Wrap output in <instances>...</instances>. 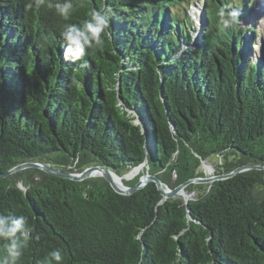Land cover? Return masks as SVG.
<instances>
[{
	"label": "trees",
	"instance_id": "1",
	"mask_svg": "<svg viewBox=\"0 0 264 264\" xmlns=\"http://www.w3.org/2000/svg\"><path fill=\"white\" fill-rule=\"evenodd\" d=\"M28 2L0 0V174L28 162L128 173L146 158L134 114L150 173L171 188L203 177L212 157L219 174L264 166V37L256 52L254 26L226 29L217 16L224 7L242 22L256 0H72L68 20L47 6L62 0ZM107 6L112 40L86 69L65 61V25ZM193 6L205 19L195 42ZM188 188L202 193L186 206L161 203L155 183L123 196L102 178L28 169L0 179V213L25 215L40 235L20 264L56 248L64 264H264V171Z\"/></svg>",
	"mask_w": 264,
	"mask_h": 264
},
{
	"label": "clouds",
	"instance_id": "2",
	"mask_svg": "<svg viewBox=\"0 0 264 264\" xmlns=\"http://www.w3.org/2000/svg\"><path fill=\"white\" fill-rule=\"evenodd\" d=\"M45 0H29L25 4L26 9H32L44 5ZM56 13L64 20H68L73 12L72 0H62L54 5ZM114 10L107 6L102 10H92L88 19L83 24H66L61 36L65 42L64 59L73 63L79 62L81 69L88 67L85 57L90 50L102 47L106 38H110V21L114 16ZM217 16L219 23L224 28L234 27L241 23L240 13L235 10H226L221 7ZM86 196V194H85ZM34 226L29 223L25 215L9 216L0 213V241H4V251L0 255V264H20L25 249L33 240H39L40 235H33ZM65 255L60 248L51 250L41 264H64Z\"/></svg>",
	"mask_w": 264,
	"mask_h": 264
},
{
	"label": "water",
	"instance_id": "3",
	"mask_svg": "<svg viewBox=\"0 0 264 264\" xmlns=\"http://www.w3.org/2000/svg\"><path fill=\"white\" fill-rule=\"evenodd\" d=\"M110 38L112 40V37H110ZM118 90H119L118 94H119L120 104L123 105V100L121 98V91H120V81L118 83ZM134 117H135L134 124L136 126L140 127L141 132L145 138L146 158H145V161L143 162V164H141L138 167H135L134 169H132L128 173L120 175V174L116 173L115 171H113V170H111L105 166H100V165L91 166V167L86 168L85 170H83L82 172H79V173H67V172H64L62 170H59V169L52 167L48 163L28 162V163H23L21 165L14 167L13 169L9 170L5 174H0V179L5 178V177L10 176V175H13V174L18 173V172H21V171L28 170V169H38V170H41L45 173L54 175L56 177L69 179V180H72L75 182H83V181H86V180L91 179V178H102L110 184L112 189L117 194L123 195V196L133 195L137 191L145 188L150 183H155L158 190L160 191V193L163 197L161 203H165L167 200L177 199L178 196H182V197H184L183 203L186 206H188L190 201L195 200V199H191V196L186 194L185 190L190 185H200V184H207L208 185V184H212L216 181L227 180V179L233 178L238 174L248 172L251 170L264 171V166H260V165H243V166L238 167L237 169H235L231 173L218 174V176H214V177H207V173H205V171H204V173L202 172L203 177H197V178L188 180L185 183L178 185L177 187L171 188L169 185L165 184L160 178H158L157 176L150 173V166H149V160H148V155L151 151L150 150L151 146H150V140H149V133L147 131V128L145 127V124H144V121L142 120V118L138 115H135V114H134ZM208 161H211V160H208ZM204 167L205 168L208 167V170H207V168H206V170L211 174V172L213 171L212 166L207 165L206 161H202L201 169ZM138 168H142V172H141L142 174L137 177V178H139L138 183L135 184L134 186L126 185L125 176L129 175V173H131L132 171H134ZM121 178L124 179V182L120 186L117 184V179L120 180ZM175 178H176V176H174V179ZM186 195L188 196L187 198H185Z\"/></svg>",
	"mask_w": 264,
	"mask_h": 264
},
{
	"label": "rangeland",
	"instance_id": "4",
	"mask_svg": "<svg viewBox=\"0 0 264 264\" xmlns=\"http://www.w3.org/2000/svg\"><path fill=\"white\" fill-rule=\"evenodd\" d=\"M201 2H203V0H201ZM190 15L192 16V19L195 22V26H197V32H194V37L195 40L194 42L197 40V38L200 35V32L202 31V29L205 28V19L203 16V12H201L200 8H197L196 6H193L190 10ZM241 26L243 28L246 27H251L254 26L255 30H256V34L258 36L257 38V46H254V49L256 52H260L261 50V46L263 43V37H264V0H256V6L253 10V14L250 15L248 18H246L244 21L241 22ZM211 161H206L207 165H211L213 168V171L211 172V174L206 170V168H202L201 171L204 173H207V177H214V176H218L219 174V165H220V161L218 162L217 159H215L214 157L210 158ZM141 172V171H140ZM132 173V172H131ZM129 173V175L131 174ZM139 174V173H138ZM136 174V176L128 178L127 176H125V181L129 182L132 181L133 179L137 178L138 176H140L142 173H140L139 175ZM206 186L207 184H200L198 186ZM186 194L191 196V199H196L198 197V195H200V193H202L201 188H197V189H189L187 188L186 190ZM177 199H180L182 201H184V197L182 196H178Z\"/></svg>",
	"mask_w": 264,
	"mask_h": 264
},
{
	"label": "bare ground",
	"instance_id": "5",
	"mask_svg": "<svg viewBox=\"0 0 264 264\" xmlns=\"http://www.w3.org/2000/svg\"><path fill=\"white\" fill-rule=\"evenodd\" d=\"M206 168H207V170H208V167H206ZM140 171L142 172V168H138V169L132 171V173H131L130 175H127V177H128V178H131V177H133V176L135 177L136 174H138V173L140 174V173H141ZM139 174H138V175H139ZM127 177H126V178H127ZM126 178H125V179H126ZM123 182H124V179H123V178H121L120 180L117 179V184H118V185L121 186ZM187 197H188V196L186 195L185 198H187Z\"/></svg>",
	"mask_w": 264,
	"mask_h": 264
}]
</instances>
